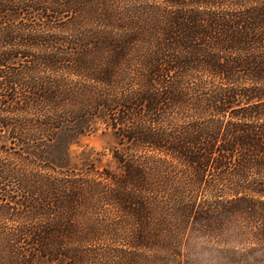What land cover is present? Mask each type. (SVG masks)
<instances>
[{"label": "trees", "instance_id": "16d2710c", "mask_svg": "<svg viewBox=\"0 0 264 264\" xmlns=\"http://www.w3.org/2000/svg\"><path fill=\"white\" fill-rule=\"evenodd\" d=\"M40 259L264 264V0H0V264Z\"/></svg>", "mask_w": 264, "mask_h": 264}, {"label": "rangeland", "instance_id": "374dc122", "mask_svg": "<svg viewBox=\"0 0 264 264\" xmlns=\"http://www.w3.org/2000/svg\"><path fill=\"white\" fill-rule=\"evenodd\" d=\"M60 129L58 141L63 138H73L70 147V161L74 165H82L84 162H93L97 167H107L113 171H119L118 163L112 155V149L118 143V136L110 128L105 117H93L83 120H77L67 124ZM72 130H70V128ZM79 133V134H78ZM57 142V141H56ZM57 148V145H50L45 151L51 152V149ZM40 153V151H39ZM53 154L57 156L56 150ZM36 264H57L46 259H40Z\"/></svg>", "mask_w": 264, "mask_h": 264}]
</instances>
